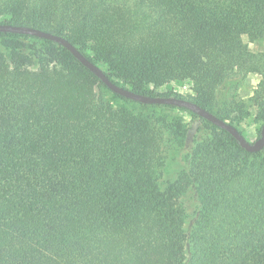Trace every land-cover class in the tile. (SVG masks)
<instances>
[{
    "label": "trees",
    "instance_id": "trees-1",
    "mask_svg": "<svg viewBox=\"0 0 264 264\" xmlns=\"http://www.w3.org/2000/svg\"><path fill=\"white\" fill-rule=\"evenodd\" d=\"M0 23L64 37L133 92L188 82L187 100L234 127L252 110L264 123V52L248 48L264 0H0ZM251 74L246 100L218 102L225 80ZM185 112L112 93L51 41L0 32V264H264L261 151L190 112L208 134L160 188Z\"/></svg>",
    "mask_w": 264,
    "mask_h": 264
},
{
    "label": "rangeland",
    "instance_id": "rangeland-1",
    "mask_svg": "<svg viewBox=\"0 0 264 264\" xmlns=\"http://www.w3.org/2000/svg\"><path fill=\"white\" fill-rule=\"evenodd\" d=\"M248 48L252 52H264V35L258 41L248 43ZM100 68L104 69L102 66ZM258 75H233L231 78L224 81L217 91L218 102L229 100H246L255 88L258 80ZM159 94H171V96H179L187 99L193 94L191 86L188 82L183 85L178 83H168L156 89ZM182 116L187 125L186 138L181 145L167 144L165 146L164 156L165 164L162 170V175L159 180L160 188L164 189L172 183L180 173L185 169L189 150L194 144L206 137L209 127L205 122L193 116L190 112L182 113ZM254 111L247 116L238 126V130L249 142H254L258 137L260 125L253 121ZM260 157L264 159V149L260 152ZM181 204L185 210V227H189L195 218V213L198 208L197 200L193 191L189 190L181 197Z\"/></svg>",
    "mask_w": 264,
    "mask_h": 264
},
{
    "label": "water",
    "instance_id": "water-1",
    "mask_svg": "<svg viewBox=\"0 0 264 264\" xmlns=\"http://www.w3.org/2000/svg\"><path fill=\"white\" fill-rule=\"evenodd\" d=\"M0 32L12 33L19 35H28L41 39L51 41L59 46L65 48L70 54L85 68H87L100 82H102L112 93L127 98L129 100L139 102L142 104H157V105H170L178 108H183L192 114L206 120L217 128L228 132L243 148L249 153H257L264 149V123L262 124L259 135L254 142H249L239 132V130L228 122L220 119L212 112L198 106L196 103L187 99L173 97V96H148L133 92L129 88L114 83L105 73V71L98 65L90 61L78 49L72 45L67 39L62 36L52 34L50 32L40 30L26 25H13L0 23Z\"/></svg>",
    "mask_w": 264,
    "mask_h": 264
}]
</instances>
